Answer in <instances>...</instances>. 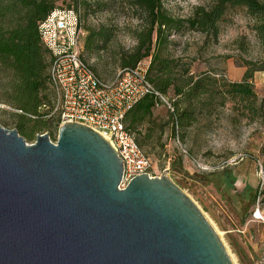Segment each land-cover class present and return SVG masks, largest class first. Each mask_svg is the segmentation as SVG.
<instances>
[{
    "label": "water",
    "instance_id": "water-1",
    "mask_svg": "<svg viewBox=\"0 0 264 264\" xmlns=\"http://www.w3.org/2000/svg\"><path fill=\"white\" fill-rule=\"evenodd\" d=\"M121 177L115 150L87 126L27 144L0 125V264H234L168 176L124 189Z\"/></svg>",
    "mask_w": 264,
    "mask_h": 264
},
{
    "label": "rangeland",
    "instance_id": "rangeland-1",
    "mask_svg": "<svg viewBox=\"0 0 264 264\" xmlns=\"http://www.w3.org/2000/svg\"><path fill=\"white\" fill-rule=\"evenodd\" d=\"M100 1L103 6L94 11L84 7L78 9L83 32L79 52L101 79L109 81L120 71L119 55L135 45L132 31L140 24V17L134 11V0ZM213 1L166 0L164 6L172 16L188 18L197 7L208 8ZM102 25L115 28L107 50L100 54L84 52L85 29ZM250 25L241 9H231L221 23L216 41L185 30L173 35L175 44L170 47V53L181 64L188 65L194 75L206 74L219 82H238L245 71L239 65L240 58L255 56ZM241 38L248 44V53L239 47ZM252 85L258 100L264 99V72L254 74ZM8 95L6 73L0 70V125L15 130L18 119L15 109L6 103ZM169 98H166L168 104ZM168 104L156 108L157 130L141 147L151 160L153 171L164 172L193 200L219 234L234 264H264V224L250 217L254 196L264 187L261 186L264 164L258 154L264 139V121L248 122L227 106L209 116H199L195 123L174 136ZM46 124L45 128L34 130L33 123L27 122L23 128L25 135H19L27 144L34 143L36 136L41 134H47L55 142L58 130L55 119L48 117ZM225 168L234 177L229 188L219 186ZM261 209L264 216V206ZM241 231H245V236Z\"/></svg>",
    "mask_w": 264,
    "mask_h": 264
},
{
    "label": "trees",
    "instance_id": "trees-1",
    "mask_svg": "<svg viewBox=\"0 0 264 264\" xmlns=\"http://www.w3.org/2000/svg\"><path fill=\"white\" fill-rule=\"evenodd\" d=\"M165 1L134 0V11L140 17V24L132 31L135 45L118 59L120 70L149 60L146 77L156 94L143 96L124 118L125 127L134 133L140 148L154 136L158 126L154 112L163 103L168 104L169 96V121L174 136L195 123L199 116H209L227 106L248 122L264 121V99L258 100L252 85L254 74L264 72V1L214 0L208 8L197 7L188 18L172 16L164 6ZM102 6L100 0H0V70L6 73L9 94L6 103L15 109L18 119L15 130L21 136L25 135L23 128L27 122L33 123L34 130L47 126L50 110L44 108H50L53 98L49 79L51 57L41 43L38 24L55 8L84 7L94 11ZM231 9L244 12L255 40V56L239 60V65L245 68L242 79L219 82L206 74H192L188 65L181 64L170 53L175 44L173 35L189 30L216 41L221 23ZM85 31L84 52L100 54L107 50L115 28L102 25L87 27ZM238 44L241 51L248 53L244 38ZM258 154L264 164V139ZM223 172L219 186L229 188L234 177L226 168ZM263 188L254 196V202L259 199L261 207Z\"/></svg>",
    "mask_w": 264,
    "mask_h": 264
},
{
    "label": "built area",
    "instance_id": "built-area-1",
    "mask_svg": "<svg viewBox=\"0 0 264 264\" xmlns=\"http://www.w3.org/2000/svg\"><path fill=\"white\" fill-rule=\"evenodd\" d=\"M38 33L51 57L49 79L53 98L50 108H44L50 110L48 117L55 119L58 127L76 123L101 135L121 160L120 189L140 175H165L153 171L151 160L124 123L125 114L139 99L156 94L146 77L149 60L120 70L112 80L98 77L80 56L83 32L80 12L74 8L52 10L38 24ZM251 219L264 224L259 199L254 202Z\"/></svg>",
    "mask_w": 264,
    "mask_h": 264
},
{
    "label": "crops",
    "instance_id": "crops-1",
    "mask_svg": "<svg viewBox=\"0 0 264 264\" xmlns=\"http://www.w3.org/2000/svg\"><path fill=\"white\" fill-rule=\"evenodd\" d=\"M250 217H251V215H250ZM254 221H255V220H254ZM256 222L260 223L259 221H256ZM244 232H245V231H244ZM244 232L241 231V233L244 234V236H245V233H244Z\"/></svg>",
    "mask_w": 264,
    "mask_h": 264
},
{
    "label": "bare ground",
    "instance_id": "bare-ground-1",
    "mask_svg": "<svg viewBox=\"0 0 264 264\" xmlns=\"http://www.w3.org/2000/svg\"><path fill=\"white\" fill-rule=\"evenodd\" d=\"M217 235L219 236V234L217 233ZM220 237V236H219ZM231 257V256H230ZM231 259H232V257H231ZM232 261H233V259H232ZM233 263H234V261H233Z\"/></svg>",
    "mask_w": 264,
    "mask_h": 264
}]
</instances>
